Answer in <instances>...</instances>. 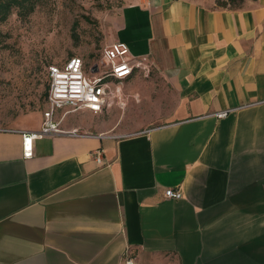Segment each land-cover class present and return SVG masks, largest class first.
Listing matches in <instances>:
<instances>
[{
  "label": "crops",
  "instance_id": "obj_1",
  "mask_svg": "<svg viewBox=\"0 0 264 264\" xmlns=\"http://www.w3.org/2000/svg\"><path fill=\"white\" fill-rule=\"evenodd\" d=\"M217 1L139 0L120 16L114 40L172 91L156 124L105 117L141 97L127 92L137 67L103 112L66 117L82 134L39 138L32 158L20 130L43 113L0 127V264H125L127 251L135 264H264V0Z\"/></svg>",
  "mask_w": 264,
  "mask_h": 264
},
{
  "label": "rangeland",
  "instance_id": "obj_2",
  "mask_svg": "<svg viewBox=\"0 0 264 264\" xmlns=\"http://www.w3.org/2000/svg\"><path fill=\"white\" fill-rule=\"evenodd\" d=\"M137 1L0 0V127L31 128L41 120L48 67L73 57L88 66L98 62L115 39L121 14ZM134 77L127 92H141L139 100L126 97L104 112L127 132L164 119L173 99L152 67L137 68Z\"/></svg>",
  "mask_w": 264,
  "mask_h": 264
},
{
  "label": "built area",
  "instance_id": "obj_3",
  "mask_svg": "<svg viewBox=\"0 0 264 264\" xmlns=\"http://www.w3.org/2000/svg\"><path fill=\"white\" fill-rule=\"evenodd\" d=\"M144 66L142 59L131 55L128 45L113 40L103 49L101 59L88 66L81 57H73L64 63L51 64L47 70L46 106L43 110L42 125L37 130H20L22 134V150L25 159L35 154V141L44 136L58 134H82L77 130H65L62 123L66 117L81 109L93 113L103 112L110 106L112 97L122 93L124 80L133 74L137 67ZM118 86L113 89V82ZM229 110L217 113L223 117ZM98 162L103 160V149L94 151ZM168 198H180L179 189L168 188ZM135 258L125 254V264H135Z\"/></svg>",
  "mask_w": 264,
  "mask_h": 264
},
{
  "label": "trees",
  "instance_id": "obj_4",
  "mask_svg": "<svg viewBox=\"0 0 264 264\" xmlns=\"http://www.w3.org/2000/svg\"><path fill=\"white\" fill-rule=\"evenodd\" d=\"M244 0H218L217 1V4L219 6H223V7H227V6H230V7H237L239 6ZM3 5L1 4L0 2V6ZM7 8H8V4L6 5V11H7Z\"/></svg>",
  "mask_w": 264,
  "mask_h": 264
}]
</instances>
